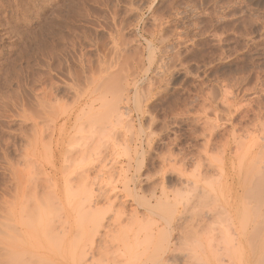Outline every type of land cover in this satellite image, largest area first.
Listing matches in <instances>:
<instances>
[{
	"label": "rangeland",
	"instance_id": "obj_1",
	"mask_svg": "<svg viewBox=\"0 0 264 264\" xmlns=\"http://www.w3.org/2000/svg\"><path fill=\"white\" fill-rule=\"evenodd\" d=\"M254 2L0 0V264H239L212 202L264 147Z\"/></svg>",
	"mask_w": 264,
	"mask_h": 264
},
{
	"label": "bare ground",
	"instance_id": "obj_2",
	"mask_svg": "<svg viewBox=\"0 0 264 264\" xmlns=\"http://www.w3.org/2000/svg\"><path fill=\"white\" fill-rule=\"evenodd\" d=\"M257 1V3L256 2H254L253 4L255 5V3L258 5L257 7H264V0H256ZM251 4V3H250ZM252 4V5H253ZM253 8V7H252ZM254 9V8H253ZM256 9V8H255ZM258 11H259V9H258ZM258 11L256 10L255 11V13L257 12L258 13ZM256 13V14H257ZM261 13V12H260ZM263 124V123H262ZM262 124H260V125H262ZM260 125H259V127H260ZM264 128V127H263ZM260 129V128H259ZM256 130V129H255ZM258 130V129H257ZM262 130V129H261ZM255 132V131H254ZM263 132V131H262ZM256 133V132H255ZM257 133H258V131H257ZM241 135H242V133H241ZM259 135V134H258ZM264 135V134H263ZM238 136H239V134H238ZM250 136V135H249ZM252 137V136H251ZM238 138V137H237ZM246 139V138H245ZM244 139V140H245ZM257 139H258V137H257ZM259 139H260V137H259ZM262 139V138H261ZM240 141V140H239ZM238 140L234 143V148H236V147H238V149H234V151H238L237 153H236V157L238 158V160H236V162L238 161V163L236 164V167H235V169H233L232 168V166H231V168L234 170V178L233 179H231V186H232V183H233V186L231 187V189H230V187L228 186V185H230V184H228V182L230 183V181L228 180L229 178V176H230V174H229V176H228V173H227V171H228V169H226V158H228V157H226L225 156V154H226V149H227V146H226V148L224 147V151H222V152H224V153H222V155H223V157H221L222 159H221V161H220V164H221V166H220V169H218L219 170V177H218V179L217 180H219L218 181V183H219V188L221 189V190H224V188L226 189V187H227V191H225V192H223L222 191V193L220 192V189H219V192L221 193L220 194V196H218L217 197V194H215V191H214V194L216 195V197H217V199H216V201L214 200L212 203L214 204H219L220 206H221V208L220 207H218L217 208V206L215 207L216 209H222L223 208V213H222V215H220L217 211V214H219L220 216H218L217 214H216V219H219L221 216V218L224 220V223H222L221 222V219H220V222H221V225H220V222H217V220L215 221V220H213V222L215 221V222H217L216 223V226H218V225H220L219 227H220V229H219V231L221 230V229H224V228H226L227 229V231L224 233V234H227V233H229V231H228V229H230V230H232L230 233H232L233 232V234H232V236H231V234L230 235H226V237L227 238H229V242H228V240L227 239H219L220 241H218V243H221L220 245L221 246H223V245H226L225 247H227V248H229L230 247V245H227V244H232V245H234L233 247H232V245H231V247L233 248V250L231 251V253L233 254H231L230 253V256H229V254H227V252H226V254L228 255L227 257H229V259L228 260H230L231 258H232V256L234 257V259L236 258L235 256L236 255H234V254H236L235 252H233V251H235V250H237V253H239V254H237L238 255V258H236L237 260H238V263L240 264V262L242 263V264H250V262L251 261H257L258 260V262H259V260L262 262V263H264V250H263V256H261V258H258V257H256V255L254 254V252L256 251V250H258V248H260V246H262L263 247V249H264V213H263V208H262V206H264L263 205V203H264V179H259V177L260 178H262L261 176H260V174H264V168H262L263 170H261V169H259V170H256L257 169V163H258V161L260 160H263L264 159V157H262L261 155L262 154H264V151H260V152H263V153H261V155H260V152H259V156L257 155L258 153H256V151H254V153H255V155L256 156H258L256 159H257V163H253V161H255V159L252 161V162H250V157L252 156V154H253V156H254V153H252L251 151H253L252 149H254L255 148V145L257 146V148L258 147H260V146H258V144L259 143H256L257 141H255L254 143H256L255 145H252L251 146V148L252 149H250L249 150V148L248 147H250L249 145L247 146V147H243L244 145L243 144H241L243 141L241 140L240 142H239ZM262 141V140H261ZM260 140H259V142H261ZM253 142V141H252ZM232 143H233V141H232ZM239 145H238V144ZM244 144H245V142H243ZM253 143V144H254ZM237 145V146H236ZM261 146H262V144H260ZM254 147V148H253ZM259 149V148H258ZM260 149H262V147H260ZM262 150H264V147H263V149ZM228 152V151H227ZM228 156H229V154H228ZM233 156V155H232ZM234 156H235V152H234ZM264 156V155H263ZM235 157V158H236ZM255 157V156H254ZM231 158V157H230ZM233 158V157H232ZM236 158V159H237ZM253 158V157H252ZM260 158V159H259ZM263 158V159H262ZM234 160V159H233ZM227 161H228V159H227ZM260 161H259V163H260ZM264 161V160H263ZM263 161H261V163H263ZM230 163H232L233 164V162H232V160H231V162H229V164ZM260 165H262V164H260ZM233 166H234V164H233ZM259 166V165H258ZM263 166H264V163H263ZM259 168V167H258ZM261 168V167H260ZM227 170V171H226ZM256 170V171H255ZM232 171V170H231ZM263 171V172H262ZM233 172V171H232ZM259 172H262V173H259ZM262 176H264V175H262ZM257 178H258V180H257ZM218 186V185H217ZM210 190H212L211 189V187H210ZM212 192H213V190H212ZM218 192V193H219ZM52 194V193H51ZM54 195V194H53ZM68 196V193L65 191V196ZM49 196H50V194H49ZM52 198V197H51ZM260 199L259 201L262 203L261 205H260V202L257 200V199ZM263 199V200H262ZM66 202H68V200H65ZM217 202V203H216ZM235 204H237V208H233V206L235 205ZM238 204L239 205H241V207H239L238 208ZM213 206V205H212ZM214 207V206H213ZM211 209H213V208H211ZM215 209V210H216ZM213 211V210H212ZM210 213V212H209ZM212 213V212H211ZM136 214V212L134 213V215ZM214 214V213H213ZM133 215V214H132ZM131 215V216H132ZM213 218H215V216H212ZM132 218V217H131ZM134 218V217H133ZM137 218L138 217H136V220H134V222L133 223H137V225H138V223H139V220H137ZM212 218V219H213ZM130 219V218H129ZM131 220V219H130ZM209 220V219H208ZM138 221V222H137ZM219 221V220H218ZM129 222V221H128ZM132 222H131V224H132ZM141 222V221H140ZM213 222H212V224H213ZM219 223V224H218ZM129 224H130V222H129ZM211 224V223H210ZM212 224H211V226H210V228H214V227H216L214 224H213V227H212ZM124 226V225H123ZM131 226H133L134 227V225H131ZM130 226V227H131ZM222 226V227H221ZM228 226H230V227H228ZM122 227V226H121ZM126 228H127V226H125ZM130 227H129V229H130ZM218 227V228H219ZM224 227V228H223ZM132 228V227H131ZM139 228V227H138ZM116 229H118V228H116ZM123 229V228H122ZM133 229V228H132ZM143 229V228H142ZM151 228H149V229H147L146 231H148V230H150ZM138 230V229H137ZM144 230V229H143ZM119 231H121V229H119ZM125 231V230H124ZM123 231V232H124ZM131 231V230H130ZM210 231H211V229H210ZM216 231H218V230H216ZM116 232V231H115ZM140 232H141V230H140ZM143 232V231H142ZM136 233V232H135ZM213 232H211V234H212ZM219 233V232H218ZM217 233V234H218ZM139 234V233H138ZM215 235V234H214ZM221 235H223V232L221 231ZM168 236V235H167ZM211 236V235H210ZM224 236V235H223ZM229 236H231V237H229ZM216 237H218V236H216ZM220 237H222V236H220ZM225 237V236H224ZM165 238H167V237H165ZM169 238H170V236H169ZM223 238V237H222ZM214 239V238H213ZM164 240V239H163ZM212 240V239H211ZM227 240V241H226ZM167 241L169 242V240L167 239ZM215 241H216V239H215ZM225 241V242H224ZM232 241V242H231ZM163 242V241H162ZM165 243H167L166 242V240L164 241ZM209 242H211V241H209ZM209 242L207 243V245H208V247H210V245L212 244V242L210 243V245H209ZM223 242L225 243V244H223ZM226 242H227V244H226ZM218 243H216V244H218ZM198 243H196V245H197ZM168 245V244H167ZM195 245V246H196ZM163 246V245H162ZM199 246V245H198ZM201 246H202V244H201ZM201 246H200V248H201ZM216 246H219V244L218 245H216ZM220 246V247H221ZM168 247V246H167ZM255 247V248H254ZM199 248V249H200ZM222 248L223 247H221V249H220V251H222ZM231 248V249H232ZM234 248H236V249H234ZM202 249V248H201ZM209 249V248H208ZM213 249V248H212ZM217 250H218V247L216 248ZM230 248L227 250V251H229V250H231ZM165 250H166V248H165ZM200 251V250H199ZM202 251V250H201ZM213 251H215V250H213ZM251 251H253V252H251ZM224 252V253H225ZM230 252V251H229ZM196 253V252H195ZM202 253H204V252H202ZM213 253V252H212ZM212 253L210 252V254L209 255H211V257H212ZM221 253V252H220ZM224 253H223V255H224ZM242 253V254H241ZM250 253H251V255H250ZM163 254V253H162ZM193 255H194V253H192ZM218 255H219V253L217 254V256H215V254H214V256L216 257V258H218ZM232 255V256H231ZM197 257H198V255H196ZM196 256H194V257H196ZM204 256V255H203ZM226 256V255H225ZM260 256V255H259ZM205 257V256H204ZM223 256H221V258H222ZM200 258V257H199ZM216 258H215V260H216ZM219 258H220V256H219ZM219 258L217 259V260H219ZM162 259V258H161ZM196 259V258H195ZM212 259V258H211ZM213 259H214V257H213ZM197 260V259H196ZM227 260V261H228ZM164 261V260H163ZM197 261H201V258L199 259V260H197ZM231 261V263L230 264H234V263H232V261H233V258H232V260H230ZM235 261V260H234ZM143 262V261H142ZM160 262V261H159ZM165 262H168V259H167V261H165ZM217 263H218V261H216ZM221 262V261H220ZM219 262V263H220ZM144 264H145V261L143 262ZM216 263V264H217ZM257 263V262H256ZM201 264H204V262L203 263H201ZM206 264V263H205ZM208 264H210V263H208ZM222 264V263H221ZM229 264V263H228Z\"/></svg>",
	"mask_w": 264,
	"mask_h": 264
}]
</instances>
